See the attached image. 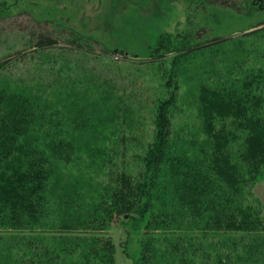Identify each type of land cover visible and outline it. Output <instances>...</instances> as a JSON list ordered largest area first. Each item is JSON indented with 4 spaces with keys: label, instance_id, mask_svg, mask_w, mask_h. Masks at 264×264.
<instances>
[{
    "label": "trees",
    "instance_id": "trees-1",
    "mask_svg": "<svg viewBox=\"0 0 264 264\" xmlns=\"http://www.w3.org/2000/svg\"><path fill=\"white\" fill-rule=\"evenodd\" d=\"M58 35L29 32L13 46L15 54L0 59V264H67L59 262L66 256L76 257L70 264H115L117 245L106 230L116 216L125 215L136 221L138 255L129 264H165L166 259L211 264L210 258L202 261L199 244L185 232L207 235L239 227L252 233L247 247L264 249V219L241 204L264 174V27L193 48L185 43L189 36L179 35L184 44L176 47L160 38L157 55L148 54L151 64L206 52L212 54L211 67L236 66V72L216 74L211 84L200 85L205 113L232 119L218 130L204 120L211 135L200 146H185L175 120L179 77L165 73L156 99L141 88L131 94L146 92L151 100L140 173L130 178L118 170L104 185L96 181L100 164L107 148L125 142L111 133L125 123L129 98L115 90L114 69L98 73L91 64L108 55L95 51L96 41L70 32L61 42ZM108 115L112 121L102 120ZM75 166L89 171L68 176ZM168 175L173 180L166 181ZM97 190L104 197L96 196L99 203L76 218L83 191L91 197ZM141 231L151 239L145 241ZM159 244L168 258H162ZM225 258L215 254L213 264H224Z\"/></svg>",
    "mask_w": 264,
    "mask_h": 264
},
{
    "label": "rangeland",
    "instance_id": "rangeland-1",
    "mask_svg": "<svg viewBox=\"0 0 264 264\" xmlns=\"http://www.w3.org/2000/svg\"><path fill=\"white\" fill-rule=\"evenodd\" d=\"M203 1L0 0L2 7L0 42L5 43L0 45V59L4 60L9 53L15 54L17 48L13 46L16 43L20 44L24 35L37 29L50 32L52 35L59 33L61 42L71 38L70 32L96 41L98 45L95 51L104 50L108 55L96 58L91 64L96 65L98 73L101 70L105 72L109 69L115 70L116 73L113 74L118 76L114 83L115 90L129 98V101H125L130 107L124 115L125 123L113 127L114 131L111 133L113 139H121L122 136L127 139L122 143L124 147L118 144L115 148H107L105 162L102 161L100 164V167H103L99 168L96 181L98 180L101 185L108 184L112 179L109 175L118 170L133 178L140 173L141 148L148 143L151 130L149 114L151 100L145 98L146 92L143 97L131 96L136 93L135 90L139 88L148 90L150 96L156 99L164 83L161 77L165 73L179 77V98L175 107L178 113L175 120H178L183 128L181 141L189 148L200 146L199 144L205 142L206 137L211 135L204 126V120H211L213 128L218 130V127L224 125V120L232 119L205 113L200 85H206L208 82L211 84L216 74L219 76L236 72V66L211 67L213 58L209 55L212 54H205L206 52L184 56L176 62L168 60L151 64L148 59V54L152 52H155L154 56L157 55L160 38L176 47L177 43L184 44L179 35L189 36V39L184 38L185 43L193 48L213 38H235L264 27V0H231L225 5L202 3ZM3 8H9V13ZM197 33L200 37L192 38ZM94 56L89 57L95 59ZM131 102L138 103L130 106ZM110 118H112L110 115L103 116L102 120L109 122L112 121ZM103 137L109 138L108 131ZM81 169L89 171L87 167L83 169L81 166H75L69 169L68 176H76ZM169 180H173L170 175L166 178V181ZM102 193L103 191L97 190V194L90 197L89 192L83 191L79 202H76L78 206L74 213L76 218L87 215L90 206L99 203L96 196L104 197ZM250 193L241 204L264 219V174L255 181ZM151 206L159 209L158 202H152ZM151 212L154 213L153 210ZM127 218V215L116 216L106 230V234L117 245L115 264H129V259L137 258L138 255L134 237L136 233L133 230L136 221ZM185 233L187 236L191 234L188 238L199 244L197 247L202 261L210 258L209 263L213 264V257L216 254L222 260L226 256L229 257L225 258L224 264H264V249L256 246L247 247L252 241V233L249 230L245 231L238 227L218 233L211 231L207 235L198 231ZM139 235L145 241L151 239L142 231ZM80 239L77 237L78 241ZM157 250L163 254L161 255L163 259L168 258L163 245L159 244ZM79 254L80 251L77 256ZM75 261V256H66V259L59 262L70 264ZM163 263L170 264L168 259L163 260Z\"/></svg>",
    "mask_w": 264,
    "mask_h": 264
}]
</instances>
